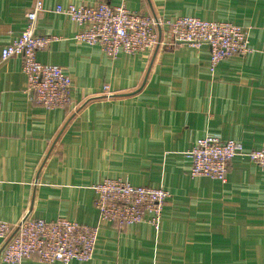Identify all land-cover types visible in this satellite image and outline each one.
Masks as SVG:
<instances>
[{
    "label": "crops",
    "instance_id": "1",
    "mask_svg": "<svg viewBox=\"0 0 264 264\" xmlns=\"http://www.w3.org/2000/svg\"><path fill=\"white\" fill-rule=\"evenodd\" d=\"M36 1L0 0V220L99 226L94 258L70 264H264V171L241 156L226 182L193 178L185 156L207 135L264 149V0H40L36 34L57 40L37 59L74 85L71 105L51 110L30 100L22 59L1 58ZM99 3L232 23L249 31L251 53L211 71L209 46L166 37L151 53L111 58L54 12ZM107 178L166 188L159 229L100 222L93 187Z\"/></svg>",
    "mask_w": 264,
    "mask_h": 264
},
{
    "label": "built area",
    "instance_id": "2",
    "mask_svg": "<svg viewBox=\"0 0 264 264\" xmlns=\"http://www.w3.org/2000/svg\"><path fill=\"white\" fill-rule=\"evenodd\" d=\"M46 11L36 1L27 13V26L22 35L2 50V61L22 59L30 100L46 109H65L72 103L73 81L59 66L42 64L39 52L55 40L36 34L39 15ZM54 12L66 16L80 31L75 39L91 46L98 45L111 58L121 52L129 55L151 53L170 39L169 45L190 43L209 46L210 68L214 71L222 61L251 53L249 31L232 23L205 21L195 17L156 18L128 10L125 6L96 5L58 6ZM191 163L190 176L207 177L226 182L230 165L237 157H246L264 171V149L247 152L234 140L214 135L199 139L186 153ZM95 208L100 222L125 229L145 223L159 229L164 207L171 193L164 187L134 186L125 179H104L93 187ZM100 227H89L67 219L48 222L24 217L12 225L0 220V259L5 264H22L35 258L42 264L90 262L99 241Z\"/></svg>",
    "mask_w": 264,
    "mask_h": 264
},
{
    "label": "water",
    "instance_id": "3",
    "mask_svg": "<svg viewBox=\"0 0 264 264\" xmlns=\"http://www.w3.org/2000/svg\"><path fill=\"white\" fill-rule=\"evenodd\" d=\"M182 43H185V42H182ZM182 43H181V44H182ZM179 44H180V43H179Z\"/></svg>",
    "mask_w": 264,
    "mask_h": 264
}]
</instances>
